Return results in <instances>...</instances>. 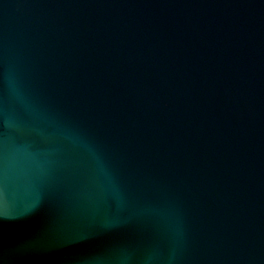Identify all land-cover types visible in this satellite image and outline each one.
<instances>
[{
	"label": "water",
	"instance_id": "obj_1",
	"mask_svg": "<svg viewBox=\"0 0 264 264\" xmlns=\"http://www.w3.org/2000/svg\"><path fill=\"white\" fill-rule=\"evenodd\" d=\"M0 264H264V0H0Z\"/></svg>",
	"mask_w": 264,
	"mask_h": 264
}]
</instances>
